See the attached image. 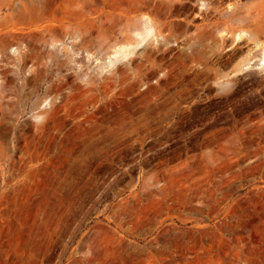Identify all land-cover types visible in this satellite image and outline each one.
Segmentation results:
<instances>
[{"label": "rangeland", "instance_id": "1", "mask_svg": "<svg viewBox=\"0 0 264 264\" xmlns=\"http://www.w3.org/2000/svg\"><path fill=\"white\" fill-rule=\"evenodd\" d=\"M169 1L0 0V264H264V73Z\"/></svg>", "mask_w": 264, "mask_h": 264}, {"label": "flooded vegetation", "instance_id": "2", "mask_svg": "<svg viewBox=\"0 0 264 264\" xmlns=\"http://www.w3.org/2000/svg\"><path fill=\"white\" fill-rule=\"evenodd\" d=\"M259 2L260 0H170L169 3L173 6L167 13L183 15L184 17L176 18L182 21L179 25L193 32L212 28L216 33L214 41L217 49L215 67L220 71H224L225 68L229 70L235 64L248 57L254 58L252 60H257L262 57L260 55L264 54V8ZM249 6L255 7L249 11ZM244 17L246 18L245 20ZM226 27L231 31L238 28H243L247 31L244 32V35L246 34L245 37L239 40L231 32L227 33L228 42L226 43L229 44V47L226 50L230 51V53L226 57H222L220 54L222 44L220 31Z\"/></svg>", "mask_w": 264, "mask_h": 264}, {"label": "bare ground", "instance_id": "3", "mask_svg": "<svg viewBox=\"0 0 264 264\" xmlns=\"http://www.w3.org/2000/svg\"><path fill=\"white\" fill-rule=\"evenodd\" d=\"M232 2V1H231ZM203 3V2H202ZM261 5H262V8H264V0H260ZM204 5V4H203ZM243 5V4H242ZM246 7V6H244ZM255 6H249L248 7V10L250 11L251 8H254ZM261 7V6H260ZM233 9V8H232ZM231 9V10H232ZM234 10V9H233ZM230 12V11H229ZM226 13V12H225ZM224 13V14H225ZM231 14V12H230ZM235 14V13H234ZM237 15V14H236ZM230 16V15H229ZM234 16V15H233ZM245 16V15H244ZM228 17V16H226ZM232 17V16H231ZM249 17V16H248ZM235 18V17H234ZM237 18V17H236ZM232 19V18H231ZM246 18L244 17V20ZM233 20V19H232ZM235 20V19H234ZM240 20V18H239ZM243 20V21H244ZM225 21V20H224ZM238 21V20H237ZM239 22V21H238ZM235 24V23H234ZM242 24V23H241ZM240 24V25H241ZM141 26H143V29L141 31H137L136 32V35L139 39V42L137 44H135L136 48H140V47H143L147 41L149 39H153L154 41H156V43H159L161 42V40L164 39L163 35L161 34V31L156 27L153 19L148 15V14H145L143 19H142V24ZM235 26V25H234ZM141 29V28H140ZM226 30V29H225ZM247 30H244V32H246ZM227 30L225 31V34H227ZM254 33V32H253ZM257 34V33H256ZM243 37H245L244 34H242ZM253 35V34H252ZM134 36V35H133ZM255 36V35H254ZM247 37V36H246ZM238 38H240V34L238 36ZM250 38V37H249ZM256 38V37H255ZM254 38V39H255ZM248 39V38H247ZM239 40V39H238ZM237 40V41H238ZM152 42V41H151ZM239 42V41H238ZM148 44V43H147ZM146 44V45H147ZM121 47V46H119ZM264 49V48H263ZM122 52V51H121ZM122 55V54H121ZM123 56V55H122ZM128 56V54H125L124 57L126 59V57ZM251 56V55H250ZM253 56V55H252ZM260 56H262L260 58ZM259 58L260 59H255V60H252L254 58L252 57H248L244 60H242L240 63H239V70H240V73H244V72H247V71H250V70H258L259 73H264V54L263 55H260ZM115 58V57H114ZM112 56H110V58L108 59V64L111 65V66H114L116 65L117 61L121 58H115L114 59ZM100 62V61H99Z\"/></svg>", "mask_w": 264, "mask_h": 264}]
</instances>
